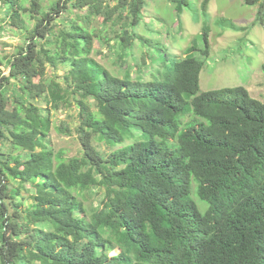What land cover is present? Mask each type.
Instances as JSON below:
<instances>
[{"label": "trees", "instance_id": "trees-1", "mask_svg": "<svg viewBox=\"0 0 264 264\" xmlns=\"http://www.w3.org/2000/svg\"><path fill=\"white\" fill-rule=\"evenodd\" d=\"M17 1L0 3L26 32L0 71V264H264V102L240 85L199 91L193 44L172 68L151 53L154 41L131 31L144 0H55L47 10ZM169 1L179 15L188 0ZM244 3L262 22L264 0ZM95 17L104 30L127 17L121 50L137 39L158 68L146 79L107 72L89 56L92 37L104 39L89 26ZM200 36L205 57L206 26ZM59 65L65 85L45 77ZM37 101L82 114L77 155L47 145L49 107ZM185 115L194 119L181 125ZM86 190L99 196L90 213Z\"/></svg>", "mask_w": 264, "mask_h": 264}, {"label": "rangeland", "instance_id": "rangeland-1", "mask_svg": "<svg viewBox=\"0 0 264 264\" xmlns=\"http://www.w3.org/2000/svg\"><path fill=\"white\" fill-rule=\"evenodd\" d=\"M42 9L47 10L49 4L55 0H37ZM21 6L29 7L30 0H18ZM112 3V1H110ZM202 0H188L187 6L183 7L178 15L174 5L169 0H144L141 19L131 31L140 36L154 41L155 49L151 53L160 54V58L166 57L165 62L172 68L174 61L182 50L194 45L193 56L203 60V66L198 77L199 91L219 89L222 87L243 86L249 95L264 102V77L260 65L264 63V16L262 22L255 19L256 5H247L244 0H208L207 11L201 10ZM1 3V0H0ZM20 19L25 28L32 27L33 20L28 13H22L17 8ZM82 9L80 12L83 13ZM79 12V11H78ZM77 12V13H78ZM63 19L74 18L75 12H64ZM101 17L92 18L90 21L95 34L101 31L104 36L103 42L99 43L96 37H92V50L89 54L111 75L121 77L125 70H129L131 78L141 76L148 78L149 68H158V65L150 61L151 53L149 48L141 46L137 39H134L130 49L121 50L120 41L116 33H120L123 23L128 22L127 17L113 19L111 27H103ZM62 21V20H61ZM55 22H60L57 20ZM19 22L11 19V13L5 12L0 5V71L7 74L5 58L12 55L24 42L25 30L20 29ZM60 25L55 23L54 31ZM202 26L207 28L208 55L203 57L199 50L204 48V42L200 36ZM165 49V50H164ZM64 69L62 66L54 70L48 66L45 69V77H57L61 85H65L62 79ZM71 100V98H69ZM37 105L44 107V104L37 101ZM90 109L94 110L92 102ZM49 119L51 121L47 133V145L55 152H62L64 158L77 155L80 150L75 127L79 123L82 114L78 109L60 102L58 108L49 107ZM194 119L192 115L181 117V125ZM7 146V142H5ZM0 147L5 149L4 145ZM104 146H101L103 148ZM20 177V172H16ZM17 181L10 182L12 185ZM25 188L29 189L26 185ZM24 193L25 203L29 195ZM99 196L90 190L84 192L83 204L88 213L96 209ZM197 205L206 207L204 201L197 199ZM203 210V208L201 209ZM111 238L113 234L109 232ZM118 261H122L118 249L110 251Z\"/></svg>", "mask_w": 264, "mask_h": 264}]
</instances>
